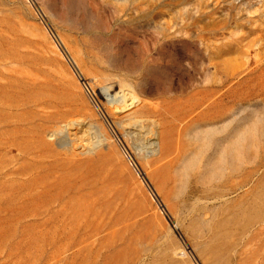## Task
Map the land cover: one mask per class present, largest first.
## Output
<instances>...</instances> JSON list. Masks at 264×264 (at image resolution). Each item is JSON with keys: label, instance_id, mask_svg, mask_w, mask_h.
<instances>
[{"label": "rangeland", "instance_id": "obj_1", "mask_svg": "<svg viewBox=\"0 0 264 264\" xmlns=\"http://www.w3.org/2000/svg\"><path fill=\"white\" fill-rule=\"evenodd\" d=\"M0 264H264V0H0Z\"/></svg>", "mask_w": 264, "mask_h": 264}]
</instances>
